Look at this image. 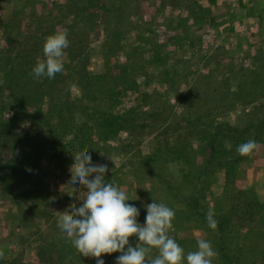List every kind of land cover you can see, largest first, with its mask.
<instances>
[{"label": "rangeland", "instance_id": "374dc122", "mask_svg": "<svg viewBox=\"0 0 264 264\" xmlns=\"http://www.w3.org/2000/svg\"><path fill=\"white\" fill-rule=\"evenodd\" d=\"M165 1L177 7L0 0V263L35 264L38 248L58 247L59 212L81 203L67 194L72 153L87 150L139 209V223L153 200L174 210L169 234L185 256L205 239L213 264H264V43L251 40L264 28V0H247V20L258 25L238 14L232 48L205 32L190 38L180 16L167 19ZM224 16L214 29L229 34ZM165 20L177 25L171 34ZM65 29L63 72L34 77L46 37ZM250 139L259 147L239 155ZM59 260L57 249L47 257Z\"/></svg>", "mask_w": 264, "mask_h": 264}, {"label": "clouds", "instance_id": "9594fccd", "mask_svg": "<svg viewBox=\"0 0 264 264\" xmlns=\"http://www.w3.org/2000/svg\"><path fill=\"white\" fill-rule=\"evenodd\" d=\"M68 46L66 29L47 36L43 44L45 59L37 61L32 75L54 79L57 73L63 72L62 58ZM258 147L257 141L250 139L240 144L237 152L241 156H251ZM72 154L74 163L69 169L71 179L68 185L73 190L67 194L81 203L79 207L73 203L70 210L59 212L57 226L61 238L69 242L79 255L96 258V264H105L101 257L116 252L121 253L116 264H213L217 253L211 242L205 239H199L197 250L185 256L184 249L169 234L175 217L172 208L153 200L146 205L145 223H139V209L126 203L131 200L126 191L114 183L105 182L108 166L93 165L87 150ZM75 185L86 190L77 191L81 188ZM206 219L208 226L215 230L217 222L211 210ZM133 236L138 238L135 246L130 243ZM154 250L157 255L153 258L151 253ZM0 258H3V252H0Z\"/></svg>", "mask_w": 264, "mask_h": 264}, {"label": "crops", "instance_id": "0c3cea01", "mask_svg": "<svg viewBox=\"0 0 264 264\" xmlns=\"http://www.w3.org/2000/svg\"><path fill=\"white\" fill-rule=\"evenodd\" d=\"M172 1H175L177 7H175V5L171 4L170 2L165 1L163 5H161V10L166 12L167 19L172 18L174 15H176V17L180 16L182 20L186 21V23H188V25L190 26V30H189L190 38L197 34L201 36V34L205 32L210 34V36L212 37L211 42L215 40V37H219L220 39L219 41L225 43L228 47L232 48L233 44L237 45V40H238V32L235 31L236 27H238V24L236 22L238 20V14L241 16V18L243 17V21L245 22L247 21L248 24L250 23L253 25L255 24L258 25V23H256L255 19L253 18L247 20L248 17L245 11L246 4L249 3L247 2V0H244L246 2L244 8H243V3H241L240 0H172ZM190 10L191 13L188 16ZM175 11H177V14H174L176 13ZM229 11L230 12L235 11V14L228 13ZM161 12L162 11H160V13ZM195 12H199L204 16L202 22L198 23L195 21L193 16ZM243 12L245 13V15L242 14ZM220 13L222 14L220 15ZM223 15H225L224 17L228 19L229 21L228 23L233 25V27L229 25V30H230L229 34L226 33L224 30L219 29L220 32L217 31L220 26H223V25L219 26V24H221L220 22H222L224 19V18H220ZM186 17L187 20L185 19ZM215 24H216V28L214 27ZM167 25H168V20H165L163 24H159L160 28L170 32V34L172 33L171 30L174 31L175 27L177 26L176 24L175 26L173 25L172 27H168ZM253 25L251 27H253ZM214 28L217 30L215 31ZM232 28L234 31H232ZM251 32H253V30H251ZM164 35L165 34H162V37ZM251 40L254 43H257L259 41L264 43L263 25L261 26L260 34L258 35V38L257 39L251 38ZM187 42L190 43L189 40Z\"/></svg>", "mask_w": 264, "mask_h": 264}, {"label": "trees", "instance_id": "16d2710c", "mask_svg": "<svg viewBox=\"0 0 264 264\" xmlns=\"http://www.w3.org/2000/svg\"><path fill=\"white\" fill-rule=\"evenodd\" d=\"M7 41H9V43L12 45H16L18 43V40L12 38V39H7ZM172 157V156H171ZM56 233V230H54V234ZM57 233L59 234V232L57 231ZM59 245L58 247L53 243V245H49V246H41L40 248H38L39 251V259H36V263L35 264H51L53 262H49L47 261V257H50V254L53 255V252L57 249V256L59 257V261L57 262V264H96V258H89V257H85L83 255H79L76 250L71 246V244L69 242H66L65 240H60V236H59ZM42 255V256H41ZM45 257L42 259V257ZM105 255V254H104ZM102 256L104 259V262L107 264H116V258L121 255V253L116 252V253H112V254H106V256ZM224 255V254H222ZM101 257V258H102ZM66 259L64 262H62V259ZM6 262L1 261L0 264H13L14 263V259H10V260H4ZM56 263V262H55ZM24 264H30L27 261Z\"/></svg>", "mask_w": 264, "mask_h": 264}]
</instances>
